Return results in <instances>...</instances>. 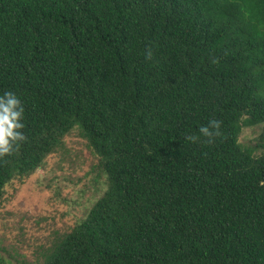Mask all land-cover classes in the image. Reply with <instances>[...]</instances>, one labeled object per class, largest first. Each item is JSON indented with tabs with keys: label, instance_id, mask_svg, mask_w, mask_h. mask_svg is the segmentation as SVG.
Here are the masks:
<instances>
[{
	"label": "trees",
	"instance_id": "obj_1",
	"mask_svg": "<svg viewBox=\"0 0 264 264\" xmlns=\"http://www.w3.org/2000/svg\"><path fill=\"white\" fill-rule=\"evenodd\" d=\"M5 91L0 199L72 129L105 185L37 264H264V0H0Z\"/></svg>",
	"mask_w": 264,
	"mask_h": 264
},
{
	"label": "rangeland",
	"instance_id": "obj_2",
	"mask_svg": "<svg viewBox=\"0 0 264 264\" xmlns=\"http://www.w3.org/2000/svg\"><path fill=\"white\" fill-rule=\"evenodd\" d=\"M259 132L243 127L238 140L254 144ZM98 173L97 156L72 129L34 172L11 180L0 199V264H37L102 194Z\"/></svg>",
	"mask_w": 264,
	"mask_h": 264
},
{
	"label": "clouds",
	"instance_id": "obj_3",
	"mask_svg": "<svg viewBox=\"0 0 264 264\" xmlns=\"http://www.w3.org/2000/svg\"><path fill=\"white\" fill-rule=\"evenodd\" d=\"M23 111V105L14 92L5 91L0 95V156L10 154L18 142L26 139L19 131L24 126ZM218 126V121H209L207 125L200 126L199 132L204 137L211 138L218 134L213 131ZM188 139H195V137L189 136Z\"/></svg>",
	"mask_w": 264,
	"mask_h": 264
}]
</instances>
